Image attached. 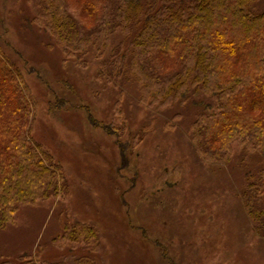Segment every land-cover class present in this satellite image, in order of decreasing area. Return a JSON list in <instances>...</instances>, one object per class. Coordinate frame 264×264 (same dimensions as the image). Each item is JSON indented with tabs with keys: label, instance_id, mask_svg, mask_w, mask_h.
<instances>
[{
	"label": "rangeland",
	"instance_id": "rangeland-1",
	"mask_svg": "<svg viewBox=\"0 0 264 264\" xmlns=\"http://www.w3.org/2000/svg\"><path fill=\"white\" fill-rule=\"evenodd\" d=\"M46 4L0 0V53L22 75L30 136L65 189L18 206L0 227V264H264L243 199L264 158L235 141L229 159H208L193 125L211 97L191 88L183 102L152 101L131 54L111 63L127 31L67 53ZM250 10L263 13L264 0Z\"/></svg>",
	"mask_w": 264,
	"mask_h": 264
},
{
	"label": "trees",
	"instance_id": "trees-1",
	"mask_svg": "<svg viewBox=\"0 0 264 264\" xmlns=\"http://www.w3.org/2000/svg\"><path fill=\"white\" fill-rule=\"evenodd\" d=\"M42 1L67 53L84 50L94 37L105 48L110 34L123 29L129 48L111 63L125 64L131 54L148 98L183 102L191 88L211 97L193 125L208 159H229L235 141L264 158V12L250 10L257 0ZM31 114L19 69L0 53V227L13 222L19 205L65 189L61 168L30 136ZM243 196L264 235V168Z\"/></svg>",
	"mask_w": 264,
	"mask_h": 264
}]
</instances>
